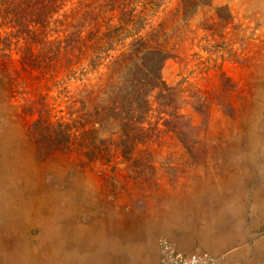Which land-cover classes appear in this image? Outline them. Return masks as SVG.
<instances>
[{"label": "rangeland", "instance_id": "obj_1", "mask_svg": "<svg viewBox=\"0 0 264 264\" xmlns=\"http://www.w3.org/2000/svg\"><path fill=\"white\" fill-rule=\"evenodd\" d=\"M188 1L169 0L152 18L153 25L161 22L165 28L170 58L161 77L173 91L160 106L153 93L151 123L159 118L160 130L172 125L175 132L166 131L136 146L131 154L112 151L89 159L78 150V139L72 150L57 149L46 132L56 127L57 118L37 123L36 111L52 109L60 123H67V97L78 94L80 84L48 91L46 85L21 75L17 55L0 58V227L18 232L22 225V230L44 226L51 231L53 222L58 230L61 226H56L57 221L48 223L47 216L78 213L62 201L64 193L77 197L84 186L97 194L89 197L87 207L109 212L117 193L155 181L157 160L162 168L174 159L196 164L235 139H243L237 145L244 146L253 144L255 134L264 138V0ZM154 149L169 152L155 159ZM118 203L125 212V198ZM21 215L26 218L23 224L18 222ZM43 237L29 238L38 260L28 251L9 261L0 259L1 264L59 263L60 251L50 255L46 249L51 237L47 242ZM4 249H13L8 240ZM24 256H31V262Z\"/></svg>", "mask_w": 264, "mask_h": 264}, {"label": "trees", "instance_id": "obj_2", "mask_svg": "<svg viewBox=\"0 0 264 264\" xmlns=\"http://www.w3.org/2000/svg\"><path fill=\"white\" fill-rule=\"evenodd\" d=\"M168 2L0 0V58L17 55L21 75L48 91L80 84L79 93L67 97V123L52 109L36 111L37 123L57 118L56 127L46 130L57 149L72 150L78 139V150L89 159L131 154L175 132L172 125L160 130L158 116L151 123L153 93L160 106L173 91L161 77L170 58L165 28L152 23Z\"/></svg>", "mask_w": 264, "mask_h": 264}, {"label": "crops", "instance_id": "obj_3", "mask_svg": "<svg viewBox=\"0 0 264 264\" xmlns=\"http://www.w3.org/2000/svg\"><path fill=\"white\" fill-rule=\"evenodd\" d=\"M242 140L211 150L196 164L174 159L162 168L157 160L155 181L117 193L109 212L87 207L97 194L84 186L77 197L64 193L62 201L78 213L47 216L60 229L50 222L51 231L27 226L14 234L4 226L2 243L8 240L16 253L17 242L43 234L51 237L46 251L61 252L59 264H158V241L164 239L180 252L208 254L218 264H264V138L255 134L253 144L244 146ZM151 152L156 159L169 150ZM119 198L126 200L125 212Z\"/></svg>", "mask_w": 264, "mask_h": 264}, {"label": "built area", "instance_id": "obj_4", "mask_svg": "<svg viewBox=\"0 0 264 264\" xmlns=\"http://www.w3.org/2000/svg\"><path fill=\"white\" fill-rule=\"evenodd\" d=\"M158 248V264H218V261L208 254L180 252L164 239L158 241Z\"/></svg>", "mask_w": 264, "mask_h": 264}, {"label": "bare ground", "instance_id": "obj_5", "mask_svg": "<svg viewBox=\"0 0 264 264\" xmlns=\"http://www.w3.org/2000/svg\"><path fill=\"white\" fill-rule=\"evenodd\" d=\"M15 212H18V211H15ZM19 215H20V213H19ZM17 217V216H16ZM18 217H20L19 218V220H18V222H20L21 224H23V222H26V218L24 217V216H18ZM32 218V217H31ZM40 220V219H39ZM42 221V220H41ZM15 222V221H14ZM29 224V223H28ZM15 225V224H14ZM30 225V224H29ZM14 227V226H13ZM21 227H23V225L21 226ZM21 227H18V232H19V230L21 229ZM17 228V227H16ZM9 229V228H8ZM18 232H14V234H19ZM23 233V232H22ZM1 234V233H0ZM12 239V240H14V238L13 237H11V236H8V239ZM50 238V236L49 235H45V237H43V241L44 242H47V240ZM58 238V237H57ZM7 241V240H6ZM19 241V240H18ZM3 237H0V245H2L3 243ZM58 242V241H57ZM6 243V242H5ZM24 246H23V244H19L18 242H17V245H16V247H18V249H16V253L15 252H13V249H4V244H3V246L1 247L0 246V259H3L4 261L5 260H7V261H9V258L10 257H16V258H19V256H21V255H23L24 253H26V252H28V251H30L33 255H34V258H35V260H38L39 259V253L37 252V250H36V248L35 247H33L31 244H30V242H29V240L27 239V242H26V239H25V241H24ZM58 244L60 245L61 243L60 242H58ZM12 245H13V243H12ZM6 246V245H5ZM53 253H55L54 255L56 256L57 255V252H53ZM61 253V252H60ZM27 256V255H26ZM26 256H24L23 257V260H24V258L26 257ZM54 257V256H53ZM58 258V257H57ZM43 259V258H42ZM18 260V259H17ZM16 260V261H17ZM58 260V259H57ZM6 261V262H7ZM24 262V261H23ZM22 262V263H23ZM2 262L0 261V264H1ZM58 263V262H57ZM5 264V263H4ZM59 264V263H58Z\"/></svg>", "mask_w": 264, "mask_h": 264}]
</instances>
